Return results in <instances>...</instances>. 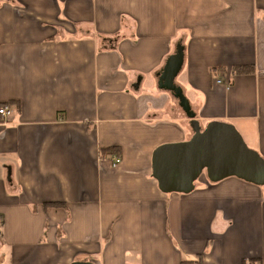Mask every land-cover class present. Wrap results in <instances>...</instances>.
Instances as JSON below:
<instances>
[{
    "label": "crops",
    "instance_id": "obj_1",
    "mask_svg": "<svg viewBox=\"0 0 264 264\" xmlns=\"http://www.w3.org/2000/svg\"><path fill=\"white\" fill-rule=\"evenodd\" d=\"M178 48L194 119L264 158V0H0V264H264V185L153 174L195 133Z\"/></svg>",
    "mask_w": 264,
    "mask_h": 264
},
{
    "label": "water",
    "instance_id": "obj_2",
    "mask_svg": "<svg viewBox=\"0 0 264 264\" xmlns=\"http://www.w3.org/2000/svg\"><path fill=\"white\" fill-rule=\"evenodd\" d=\"M183 50L178 48L164 70L161 86L175 91L180 105L192 119L195 133L190 140L159 146L153 153V174L164 192L188 193L205 171L211 181L228 176L264 185V158L250 148L237 128L227 122L212 121L204 129L194 119L188 100L173 82L183 63ZM72 264H95L77 260Z\"/></svg>",
    "mask_w": 264,
    "mask_h": 264
},
{
    "label": "built area",
    "instance_id": "obj_3",
    "mask_svg": "<svg viewBox=\"0 0 264 264\" xmlns=\"http://www.w3.org/2000/svg\"><path fill=\"white\" fill-rule=\"evenodd\" d=\"M218 82H221V80H218ZM12 113V110L10 108H8L7 106H0V115L3 117V118H8ZM119 162V159H115L113 165L116 166L117 163ZM192 264H199L198 262H194Z\"/></svg>",
    "mask_w": 264,
    "mask_h": 264
},
{
    "label": "trees",
    "instance_id": "obj_4",
    "mask_svg": "<svg viewBox=\"0 0 264 264\" xmlns=\"http://www.w3.org/2000/svg\"><path fill=\"white\" fill-rule=\"evenodd\" d=\"M252 68L250 67H238L237 68V72L238 73H248V72H252ZM3 217L0 216V239L3 240ZM187 264H192V263H187Z\"/></svg>",
    "mask_w": 264,
    "mask_h": 264
},
{
    "label": "rangeland",
    "instance_id": "obj_5",
    "mask_svg": "<svg viewBox=\"0 0 264 264\" xmlns=\"http://www.w3.org/2000/svg\"><path fill=\"white\" fill-rule=\"evenodd\" d=\"M239 127H242V128H244V125H242V124H239Z\"/></svg>",
    "mask_w": 264,
    "mask_h": 264
}]
</instances>
